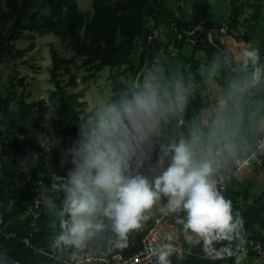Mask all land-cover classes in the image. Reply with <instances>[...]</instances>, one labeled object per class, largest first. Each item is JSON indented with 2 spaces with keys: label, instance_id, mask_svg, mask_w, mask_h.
<instances>
[{
  "label": "trees",
  "instance_id": "trees-1",
  "mask_svg": "<svg viewBox=\"0 0 264 264\" xmlns=\"http://www.w3.org/2000/svg\"><path fill=\"white\" fill-rule=\"evenodd\" d=\"M200 1L195 0L197 7ZM28 2L29 0H24L22 4H19L18 0H7L10 8L9 14L15 17L13 27L17 28L22 25L21 20L27 13ZM50 3L52 12L51 15L47 16L45 25H55L56 34L69 38L70 45L76 50V53L84 55V62L86 64L91 63L95 72L102 70L105 66L110 67L109 76L112 78L114 90L111 98L113 100L122 94L130 93L143 83L146 76L152 77L156 60L162 51L169 50L172 45L177 47L179 51L187 42L192 43L193 54L184 62L182 74L177 80L183 84L186 100L182 105L176 104L175 114L170 120L167 92L158 84L166 108L160 119L158 130L154 134V140L158 142L157 147L159 143L172 142L179 140L181 137H190L191 131L197 133V140L201 146L200 156L207 157L212 149L223 147L222 143L216 141V136H209V133L217 131L218 128L211 124L205 125L200 119L202 109L207 108L209 104V96L204 94L209 79L217 80L220 85L233 92L235 104L237 105L241 104L243 97L249 100L264 99V88L254 95L250 94L249 90L243 89L247 75L253 71V65L251 63L248 65L238 64L235 58L225 50L214 36L210 37L209 32L213 28L223 27L222 24L214 26L210 21L197 18L185 21L177 15L167 17L162 10L155 6L152 0H93L94 14L86 22L85 37L82 38L79 30L83 26L85 13L78 7L77 0H50ZM247 7L255 8L249 16L244 18V21L258 19L264 9L261 5L251 4L248 1L230 0L231 17L228 23L230 29H237ZM158 14L162 15L160 19L157 18ZM147 16L155 17L154 24L148 29L144 27ZM160 23L168 29L164 37L159 32L158 24ZM35 24H38V22H35ZM27 27H31V24H27ZM142 35L147 36L143 48L137 42V39ZM119 36L120 39H118ZM198 51H204L210 59L216 60L223 67L222 74L201 73V60L196 55ZM138 54L140 55L138 64L128 65L124 69L126 61ZM263 61L264 46L260 48L258 63L261 65ZM69 63V58L60 56L56 50H53L51 74L56 87L52 91V97L57 98L63 106L60 109V118L65 125V143L75 136L78 129V125L75 123L78 122V119L90 116L96 108L94 107L90 111L85 109L86 103L80 100L83 95L82 89L75 92L68 90V86H76L75 75H71L65 83L59 78L60 70L64 64L66 65L65 70L70 72ZM128 71L132 72L137 78V85L133 89L128 87L127 80L123 76ZM176 84L177 82L174 88L175 93ZM11 101L12 94L3 95L0 93V144L2 153L9 158L10 169L12 170L9 184L13 198L12 208L6 213H0V218L3 220L2 228L4 232L15 234L11 237L0 234V246L9 249L12 255L23 262L65 264L63 251L53 249L50 246L51 239L54 233L59 230V227L57 218L46 210L44 204H42L43 214L39 221L40 228L30 237L29 244L24 239L32 231L31 218L26 216L24 220H20L21 215L33 202L34 188L39 180L44 179L47 172L54 169L53 166L59 163V160L57 161L55 158L56 148L54 144L49 142L47 137L43 135L48 107L43 105L42 100L28 101L27 96L21 95L16 102L19 113L10 118L9 122H6V129H3L1 128L3 122L1 113L9 112ZM251 113L252 108L246 111L244 129L238 135L244 140L241 143H236L235 146L228 144L224 148L226 157L233 155L239 145L241 150L238 155L248 154V145L261 135L262 132H259L256 136L246 135L247 127L250 126ZM238 119V115L232 116L230 120L231 129L235 127ZM180 120H183V123H180ZM10 136H13V140L8 142ZM48 145H50L49 150L46 149ZM10 147L14 149L13 152H10ZM34 152L39 154V158L35 161L31 156ZM22 161L31 164L28 175L30 179H27L24 175H19L16 170V165ZM55 169L58 173V166ZM60 171L63 172L64 169H60ZM19 178L21 181L18 180ZM222 192L226 195L225 191ZM160 214L156 212L150 215L139 228L132 229L127 235V242L121 247L110 248L106 242H102L81 250H93L99 254H132L142 247L143 237L149 225ZM44 251H55L56 256L51 257ZM79 251L77 250L76 253ZM69 259L72 260V256ZM171 259L175 264L177 255L174 253Z\"/></svg>",
  "mask_w": 264,
  "mask_h": 264
},
{
  "label": "clouds",
  "instance_id": "clouds-1",
  "mask_svg": "<svg viewBox=\"0 0 264 264\" xmlns=\"http://www.w3.org/2000/svg\"><path fill=\"white\" fill-rule=\"evenodd\" d=\"M245 57L253 65V81L264 78L258 51L248 49ZM185 100L183 84L177 81L175 102L182 105ZM165 108L159 85L146 76L130 93L80 117L75 136L62 146L50 127L45 132L60 147L59 171L40 190L46 210L58 222L53 249H73L75 259L76 250L97 243L121 247L128 233L156 212L182 214L188 242L242 226L232 201L218 187L223 178L217 176L215 162L198 155L195 134L157 147L154 134ZM31 156L39 158L38 152ZM167 240L150 249L155 264H173L174 253L184 255L171 234Z\"/></svg>",
  "mask_w": 264,
  "mask_h": 264
},
{
  "label": "crops",
  "instance_id": "crops-1",
  "mask_svg": "<svg viewBox=\"0 0 264 264\" xmlns=\"http://www.w3.org/2000/svg\"><path fill=\"white\" fill-rule=\"evenodd\" d=\"M230 0H201L197 7L195 0L169 2V15L170 17L177 15L185 21H190L192 18L210 21L216 24H222L221 28H213L211 36L218 40L226 51L231 54L238 64L248 65L246 62L245 51L248 49H256L259 53L260 48L264 46V9L256 20L244 21L247 11H254L255 7H247L244 10L241 22L237 29H230L228 23L230 22ZM247 1V0H241ZM256 5V4H255ZM264 8V4L261 5ZM162 26V25H161ZM165 26V25H164ZM239 35V37H237ZM169 50L161 52L156 60L154 73L152 78L157 84H160L168 96V115L169 120L175 114V83L182 74V66L184 62L193 54V45L187 42L182 49L174 56L168 55ZM197 57L201 60L200 72H209L214 75H221L223 67L219 63L210 59L206 52H196ZM136 56V55H135ZM133 56V57H135ZM140 57V55H139ZM138 58V62H139ZM215 61L218 65L214 68L215 71L211 72L209 65ZM264 65V61L261 62ZM264 88V78L259 81H253L252 72L247 75L245 86L243 89L249 90V93L254 95L260 89ZM133 89V88H131ZM204 94L208 95V107L202 109L200 119L203 124H211L218 128L217 131L209 133V136H216V141L223 144L225 148L228 144L235 146L236 143H241L244 139L238 135L244 129V115L246 111L252 108L250 115V126L247 127L246 135L256 136L259 132L264 131V99L249 100L243 97L241 104H235L234 93L229 91L223 85H220L217 80L209 79L207 89ZM242 98L240 97V100ZM263 112L261 113V109ZM238 115L239 119L232 129L231 118ZM246 116V115H245ZM195 134L196 131H191L190 136ZM256 139L248 145V152L253 147ZM197 143L198 155L201 151V146ZM241 146H237L233 154H238ZM213 149L209 155L212 154ZM2 164L7 165L8 171L10 170L9 158L2 153ZM208 155V156H209ZM207 156V157H208ZM1 167V166H0ZM221 166H217V173ZM10 175V176H9ZM5 178L7 182V194L3 192L4 186L0 180L2 191L0 192V213L8 212L13 205L12 189L9 184L11 174L6 172L5 169L0 168V178ZM19 181L20 178L18 179ZM226 197L229 198L234 204L233 213H239L243 220L242 226L221 235H210L207 240L201 236H195L192 242L184 239L183 224L181 220L177 223L165 226L167 231L173 233V240L171 241L176 247L185 250L184 255L180 258L177 257L175 264H264V256L259 259L255 254L250 256L247 260L239 263H234L229 260L218 259L213 260L209 255L215 251L220 245L232 242L235 239L246 240L251 236L264 238V168L258 166L245 167L237 171L229 180L228 188L225 190ZM26 215V214H25ZM22 217V215H21ZM52 240V239H51ZM72 249L63 251V257L69 259L71 257ZM77 252V250H76ZM177 255V254H176Z\"/></svg>",
  "mask_w": 264,
  "mask_h": 264
},
{
  "label": "rangeland",
  "instance_id": "rangeland-1",
  "mask_svg": "<svg viewBox=\"0 0 264 264\" xmlns=\"http://www.w3.org/2000/svg\"><path fill=\"white\" fill-rule=\"evenodd\" d=\"M152 1L157 8L163 11L165 16L170 17L168 10L171 0ZM247 1L256 5L264 4V0ZM23 2L24 0H18L19 4ZM0 3V93L3 95L12 94L9 112L1 113L3 119L1 128L6 129V122H9L10 118L19 113L16 102L21 95L27 96L28 101L42 100L43 105L48 107L43 135L45 137L47 136L45 132H49L50 127L55 132V135L61 138L62 146L65 143V125L60 118V109L63 106L57 98L52 97V91L56 87L51 74L53 50H56L60 56L70 59L68 65L70 72L65 70L66 65L64 64L60 70L59 78L65 83L71 75H75L76 86H68L67 88L70 92H75L80 89L83 90V95L80 97V100L86 103L85 109L87 111L103 105L112 98L114 90L112 78L109 76L111 72L110 67L105 66L102 70L95 72L91 63L86 64L84 62L85 56L76 53V50L70 45L69 38L56 34L55 25H45L47 16L51 15L52 12L50 0H29L28 6L26 7L27 13L21 20L22 25L17 28L13 27L15 17L9 14L10 8L7 0H0ZM77 4L85 13L83 26L79 30L81 37L84 38L86 31L85 24L94 14L93 0H77ZM247 14L250 15L251 11L248 10ZM161 16V14H158L157 18L160 19ZM154 18L153 16L146 17L144 21V27L146 29L154 24ZM35 22H38V24H35ZM27 24H31V27H27ZM158 25V28H160L159 32L164 37L168 29L164 25L161 26V23ZM118 39H120V36ZM146 40L147 36L142 35L137 39V42L143 48ZM167 53L170 56H174L178 51L170 48ZM138 58H140L139 54L129 58L124 65V69L128 65H137ZM217 67L218 65L215 61L209 65L211 72H214V68ZM123 76L127 80L130 89L137 85V78L132 72H125ZM263 108L260 111L261 113L263 112ZM12 140L13 136H10L8 142ZM53 144L56 148V143L53 142ZM1 148L0 144V157L2 156ZM59 154L60 147H57L55 153L57 161L59 160ZM1 163L2 159L0 160V168L4 170L6 166V172L11 174L12 170L10 169L8 171L7 165L3 166ZM56 166L54 165V169H50L46 176H44V179H42L45 185L50 184L51 176L57 174ZM251 166L253 165L251 164L247 167ZM261 168L263 169L264 166ZM0 180L4 186L3 192L7 194V182L2 176ZM29 206L22 214L21 221L26 216L29 217ZM12 220L14 219L12 218Z\"/></svg>",
  "mask_w": 264,
  "mask_h": 264
},
{
  "label": "built area",
  "instance_id": "built-area-1",
  "mask_svg": "<svg viewBox=\"0 0 264 264\" xmlns=\"http://www.w3.org/2000/svg\"><path fill=\"white\" fill-rule=\"evenodd\" d=\"M210 37L211 32H209ZM181 36V35H180ZM171 49L177 50L174 45ZM183 123V120H180ZM47 137V136H46ZM47 140L53 143L48 137ZM47 150L50 149V145L46 147ZM14 149L10 147V152ZM207 158L213 160L216 166H221L218 171L217 176L222 177L223 181L218 184L221 191H225L228 188V182L231 177L242 168L248 165L262 167L264 166V131L256 139L253 147L250 149L248 154L244 156H239L238 154H233L229 157L225 155L224 147H216L213 149L212 154ZM22 161L16 165V170L18 174L28 176L31 170V164ZM2 165V163H1ZM45 185L42 180H39L38 184L34 188V198L32 204L28 208L29 217L31 218L32 231L24 241L29 244L30 237L40 228V218L42 216V200L40 197L41 186ZM232 208L234 204L232 203ZM180 214H160L154 218L152 223L149 225L144 237L142 247L133 252L132 254L126 255L123 253H103L99 254L93 250H80L76 254L75 259H66L65 264H155L156 256L150 253L152 247L157 246L160 243L168 242L167 238L173 233L167 231L165 226L169 224L177 223L180 220ZM3 220L0 218V234H6L7 237L13 236L15 233H6L2 228ZM51 257L56 256L55 251L47 252L44 251ZM253 254L257 255L259 259L264 256V238L251 236L246 240L235 239L232 242L224 243L220 245L215 251H213L209 257L213 260L224 259L229 260L234 263H239L247 260ZM259 264H262L259 262Z\"/></svg>",
  "mask_w": 264,
  "mask_h": 264
},
{
  "label": "water",
  "instance_id": "water-1",
  "mask_svg": "<svg viewBox=\"0 0 264 264\" xmlns=\"http://www.w3.org/2000/svg\"><path fill=\"white\" fill-rule=\"evenodd\" d=\"M0 256L5 264H35L34 262H23L9 252V249L0 246Z\"/></svg>",
  "mask_w": 264,
  "mask_h": 264
},
{
  "label": "snow or ice",
  "instance_id": "snow-or-ice-1",
  "mask_svg": "<svg viewBox=\"0 0 264 264\" xmlns=\"http://www.w3.org/2000/svg\"><path fill=\"white\" fill-rule=\"evenodd\" d=\"M0 264H5V262L3 261L2 256H0Z\"/></svg>",
  "mask_w": 264,
  "mask_h": 264
}]
</instances>
